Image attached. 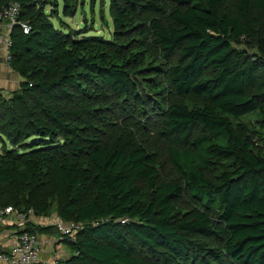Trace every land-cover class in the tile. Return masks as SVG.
<instances>
[{
    "label": "trees",
    "instance_id": "16d2710c",
    "mask_svg": "<svg viewBox=\"0 0 264 264\" xmlns=\"http://www.w3.org/2000/svg\"><path fill=\"white\" fill-rule=\"evenodd\" d=\"M16 1L31 29L12 28L9 65L22 80L0 89V206L37 216L57 203L62 220L82 223L64 239L69 257L38 264H264V120L254 140L244 119L264 113V0H110L111 38L57 27L51 0ZM78 5L63 0L64 15ZM244 41L254 50L234 46ZM159 75L201 102L168 104L147 132L122 108L142 107L144 79ZM153 137L179 179L158 180ZM212 238L225 250L206 246Z\"/></svg>",
    "mask_w": 264,
    "mask_h": 264
},
{
    "label": "rangeland",
    "instance_id": "374dc122",
    "mask_svg": "<svg viewBox=\"0 0 264 264\" xmlns=\"http://www.w3.org/2000/svg\"><path fill=\"white\" fill-rule=\"evenodd\" d=\"M57 2V4L55 3ZM237 0H227L226 5L229 9H233ZM110 0H79V5L77 12L73 17L65 16L63 13V0H51L45 6V12L52 19L57 27L62 28L64 31L69 29L75 30H91L90 34H100L106 38L113 37L114 25L113 18L109 10ZM253 14H257L254 10ZM234 46L237 48H246L249 50H254L250 41L235 42ZM145 86L141 90L142 94L145 96V103L138 107H130V105L123 104V115L135 114L134 120L138 121L140 125L144 127L147 132H156L162 128V114L163 108L168 104L173 102L185 101L190 105L195 103H200L201 101L190 95L180 96L175 93V91L165 84V78L161 75L155 77H147L144 79ZM149 83V84H148ZM2 87V85H0ZM2 89V88H0ZM13 90L18 88H12ZM12 90V91H13ZM10 92V91H7ZM133 104H131L132 106ZM261 105L264 106V99L261 101ZM120 109V108H119ZM121 111V110H120ZM133 111V112H131ZM244 119L250 122V127L252 130V136L254 140L258 137V131L261 124H263L264 113L262 111H256L248 114ZM123 120H120L122 123ZM117 124L106 125L103 130L110 131L115 129ZM198 131V130H197ZM153 136H156L155 134ZM150 151L159 165V178L160 181H168L179 179V172L176 169L172 158L170 157V150L167 142L162 138L157 139L153 137L151 139ZM9 144V142H8ZM2 147L0 143V148ZM142 189L145 197L149 196V186L147 182H143ZM180 208L182 210L187 209L189 205H192V200L186 193L178 201ZM37 219L40 225H48L56 223L58 220L62 219L58 213L57 203H54L48 214H38ZM10 228V227H8ZM54 236L48 237L47 241L43 244L42 252H45L43 256V261L49 263H58L59 261L65 260L73 253L72 247L65 241H59L58 233L52 234ZM62 243V244H61ZM60 244V246H59ZM210 245L215 247L218 251L225 250L224 240L221 238H212L206 242V246ZM50 248V249H49ZM41 261V260H40ZM39 261V262H40ZM38 262V263H39ZM224 264H227L225 262Z\"/></svg>",
    "mask_w": 264,
    "mask_h": 264
},
{
    "label": "built area",
    "instance_id": "2783aa9c",
    "mask_svg": "<svg viewBox=\"0 0 264 264\" xmlns=\"http://www.w3.org/2000/svg\"><path fill=\"white\" fill-rule=\"evenodd\" d=\"M21 5L12 0L0 8V44L7 51L8 61L11 59L12 46L11 31L15 25H20L24 33L30 32V25L20 19ZM37 216L33 209H21L13 205L0 206V223L16 229V243L9 248H0V264H37L40 261L44 240L42 236L27 228L29 224H38ZM82 223L75 220L62 219L54 223L58 232L59 241L64 239L74 240Z\"/></svg>",
    "mask_w": 264,
    "mask_h": 264
},
{
    "label": "crops",
    "instance_id": "0c3cea01",
    "mask_svg": "<svg viewBox=\"0 0 264 264\" xmlns=\"http://www.w3.org/2000/svg\"><path fill=\"white\" fill-rule=\"evenodd\" d=\"M21 80L22 77L16 72H14L13 69L10 67L9 61L7 59V51L4 48V46L0 44V85H2V87L0 86V88H2L5 92L12 91L13 90L12 88H19ZM36 220L38 222L37 218ZM15 233H16V229L14 227L8 228L5 224L0 223L1 249L9 248L11 245L16 243ZM40 235L42 236V239L44 241H47L48 237L54 236L52 234H40ZM44 254L45 252L41 253L40 262H46L43 261Z\"/></svg>",
    "mask_w": 264,
    "mask_h": 264
}]
</instances>
